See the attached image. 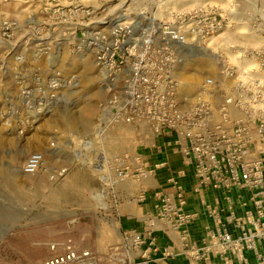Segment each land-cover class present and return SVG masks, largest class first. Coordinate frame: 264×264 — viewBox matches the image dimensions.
I'll return each mask as SVG.
<instances>
[{"label": "rangeland", "instance_id": "374dc122", "mask_svg": "<svg viewBox=\"0 0 264 264\" xmlns=\"http://www.w3.org/2000/svg\"><path fill=\"white\" fill-rule=\"evenodd\" d=\"M198 8L223 28L183 50L177 75L188 61L197 65L201 51L214 65L198 73L195 85L217 76L221 57L242 67L252 63L250 54L264 55V0H0V264H41L52 255L50 243L66 239L106 253L121 246L128 218L147 213L132 196L143 180L118 179L116 169L128 153L150 165L153 136L144 125L115 124L123 74L107 82L81 39L88 27L122 13L127 20L141 14L177 23ZM52 77L65 83L49 111L24 107L22 89L40 96ZM156 79L141 84L148 99ZM195 90L188 97L180 90L188 98L184 108L194 104ZM107 100L116 102L108 115L102 112ZM35 152L43 166L27 175L23 164ZM130 162L136 165L135 156Z\"/></svg>", "mask_w": 264, "mask_h": 264}, {"label": "built area", "instance_id": "2783aa9c", "mask_svg": "<svg viewBox=\"0 0 264 264\" xmlns=\"http://www.w3.org/2000/svg\"><path fill=\"white\" fill-rule=\"evenodd\" d=\"M127 19L122 13L89 25L84 38L77 34L76 39L93 49L96 67L107 82L123 74L115 124L144 125L153 138L164 140L152 146L179 152L184 168L159 186L154 180L166 162L151 166L142 155L121 156L117 178L143 180L137 201L153 200L152 211L141 216L142 227L126 229L121 246L102 254L79 248L71 239L53 241L52 255L41 264H103L104 255L110 259L116 253L112 264L167 263L178 256L188 264H264V55L250 54L246 59L252 63L242 67L221 57L217 76L204 78L196 87L194 104L184 108L187 98L180 95L182 83L176 78L183 50L205 42L223 23L202 8L183 13L177 23L146 16ZM151 75L159 79L148 99L141 84ZM64 83L50 78L40 96L24 87V107L37 109V114L48 112ZM115 103L105 101L102 112L108 115ZM133 156L136 165L130 162ZM43 163V155L35 152L22 170L33 175ZM187 168L192 169L191 192L199 197L201 210H188L191 194L182 182ZM148 179L152 182L145 184ZM201 219L197 239L193 227ZM159 233L169 238V245H160Z\"/></svg>", "mask_w": 264, "mask_h": 264}, {"label": "crops", "instance_id": "0c3cea01", "mask_svg": "<svg viewBox=\"0 0 264 264\" xmlns=\"http://www.w3.org/2000/svg\"><path fill=\"white\" fill-rule=\"evenodd\" d=\"M163 138L162 137H154L153 142L157 146L163 144ZM166 150L163 152H160L156 149L155 146H152L151 151L152 155L150 156V165L153 166L156 163L160 162H166L167 166L161 168L158 171V174L155 178V183L156 185L159 186H166V181L167 179L171 176L173 171L180 170L184 168V163L182 160L181 155L179 152L176 150H173L172 148H165ZM152 157V158H151ZM187 174L184 178H182V182L185 185L186 189L189 191L191 194V199L188 205V210L194 211V210H201V204H200V199L197 195L192 194L191 189L193 185V172L191 168H187ZM151 179L148 180V183H151ZM213 192H209L208 194L206 193V196L208 197L210 194L212 195ZM135 200V199H134ZM142 211H152L153 209V200L150 198L146 203L142 205ZM141 214L138 216L130 217L128 218L126 223V228H132V227H137L141 228L142 227V221H141ZM202 227H203V219L198 220L197 223L193 227V234L195 238H200L202 234ZM159 243L162 246H166L170 244L169 238L164 235L163 233H159ZM152 264H188V260L183 257V256H178L177 258L168 261L167 263H152Z\"/></svg>", "mask_w": 264, "mask_h": 264}, {"label": "bare ground", "instance_id": "6f19581e", "mask_svg": "<svg viewBox=\"0 0 264 264\" xmlns=\"http://www.w3.org/2000/svg\"><path fill=\"white\" fill-rule=\"evenodd\" d=\"M140 17H143V16L140 15ZM198 46H200V45H198ZM198 46H195V47H198ZM192 48H194V47H192ZM200 54H201V57H199L200 60L196 63L197 65H195L193 62L188 61L187 63L184 64V66H182L178 75L176 73L177 78H180V81L182 82L180 90H181L182 94L186 95L187 97L189 96L191 91L193 92V90H195L197 87V85H195V83H196L195 81L198 77V73L203 69H211L214 65V62L209 58L208 55H206V53L204 51H201ZM182 57L184 59V55H182ZM182 62H183V60H182ZM177 72H178V69H177ZM195 93H196V90H195ZM187 100H188V98H187ZM194 101H195V97H194ZM132 196L133 197H139L137 192L132 193Z\"/></svg>", "mask_w": 264, "mask_h": 264}]
</instances>
